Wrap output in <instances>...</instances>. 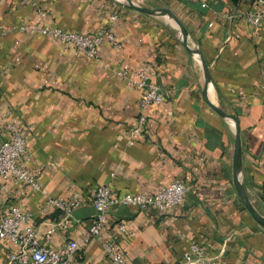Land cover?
<instances>
[{
    "label": "crops",
    "instance_id": "obj_1",
    "mask_svg": "<svg viewBox=\"0 0 264 264\" xmlns=\"http://www.w3.org/2000/svg\"><path fill=\"white\" fill-rule=\"evenodd\" d=\"M172 12L184 27L183 44L170 18L130 8L119 0H0V114L26 139L27 166L38 173L40 190L0 180V219L14 207L31 213L28 223L42 246L80 245L79 264H117L104 243L126 255L127 264H181L191 241L209 246L218 264H264V226L245 207L235 185L233 124L210 104L235 116L242 143L241 181L264 216V23L249 26L245 14L259 0H131ZM113 24L118 48L105 42L98 58L53 39L14 27L57 23L93 34ZM155 70L165 93L147 109L140 133L143 91L114 74L117 68ZM12 114L10 115L9 114ZM0 130V142L7 137ZM175 181L187 185L184 201L167 216L132 207L109 211L108 224L88 244L93 198L99 186L116 194L154 192ZM50 197H79L82 205L67 230L46 232L66 214L47 207ZM125 232H118L120 224ZM16 249L0 241V264ZM34 264V263H29Z\"/></svg>",
    "mask_w": 264,
    "mask_h": 264
},
{
    "label": "built area",
    "instance_id": "obj_2",
    "mask_svg": "<svg viewBox=\"0 0 264 264\" xmlns=\"http://www.w3.org/2000/svg\"><path fill=\"white\" fill-rule=\"evenodd\" d=\"M260 9L251 10L245 14V19L250 27L258 28L264 23V0H259ZM118 19L114 13L110 17V25L101 28L93 34L76 33L61 28L57 23H21L14 27L30 34H40L54 41L82 51L89 58H98L100 47L109 42L120 48L121 43L117 40L113 24ZM11 29L0 26V36L6 35ZM114 74L125 80L128 85L143 91L139 103L140 113L139 126L131 132L140 133L147 123V109L152 105H162L165 101L164 91L153 82L155 70L145 66L137 70L117 68ZM10 114V112H9ZM12 115V114H10ZM7 114H0V130L7 132V137L0 142V180H12L15 183H27L34 189L40 190L37 180L38 173L31 171L27 162L26 139L21 128L15 122L6 118ZM187 191V185L175 181L163 186L154 192L116 194L110 186H99L93 198L95 215L93 223L86 232L83 243L88 244L92 238L101 235L103 228L108 224V214L115 207H132L143 211H154L159 218L169 215L175 207L183 201ZM79 197L66 199L64 197H50L46 206L63 211L66 216L60 223L52 224L46 232V238L51 239L59 229L67 230L69 218L72 213L82 205ZM32 220L31 213L22 211L19 207L12 208L8 216L0 219V241H10L16 246L8 256L6 264H79L75 260L80 245L72 240L66 243L61 250H55L42 246L37 238V231L29 226ZM126 225L120 224L118 232H125ZM209 246L203 245L196 240L190 242L183 254L181 264H218V256L210 257L207 254ZM104 248L113 262L127 264L126 255L115 251L112 244L104 243Z\"/></svg>",
    "mask_w": 264,
    "mask_h": 264
},
{
    "label": "water",
    "instance_id": "obj_3",
    "mask_svg": "<svg viewBox=\"0 0 264 264\" xmlns=\"http://www.w3.org/2000/svg\"><path fill=\"white\" fill-rule=\"evenodd\" d=\"M119 1L127 7L136 9V10L141 11V12L146 13V14L160 15V16L168 17V18L172 19L178 25V27L180 28V31H181V35L183 37L182 38L183 44L188 48V50L191 53L197 55L201 61L202 67H203L204 72H205V85H206V91H207L209 81H210V74H209L208 65L206 64L205 60L202 57L201 52L198 49H193V48L188 47V45L184 39L185 30H184L183 25L179 21V19L172 12L161 9V8L144 7V6H141V5L134 3L131 0H119ZM210 105L218 115H220L223 119L231 122L235 128V133H236L235 150H234L235 185H236V188L238 190L240 198L242 199L245 207L251 213L252 217L255 219V221L258 224L264 226V216L262 214H260L254 208L252 203L250 202L248 196L246 195V191H245L244 185H243V183L241 181V177H240V172H241V167H242V143H241V132H240L238 120L235 116H232V115L226 113L220 107L213 105V104H210Z\"/></svg>",
    "mask_w": 264,
    "mask_h": 264
},
{
    "label": "trees",
    "instance_id": "obj_4",
    "mask_svg": "<svg viewBox=\"0 0 264 264\" xmlns=\"http://www.w3.org/2000/svg\"><path fill=\"white\" fill-rule=\"evenodd\" d=\"M234 5H238L242 0H231Z\"/></svg>",
    "mask_w": 264,
    "mask_h": 264
}]
</instances>
